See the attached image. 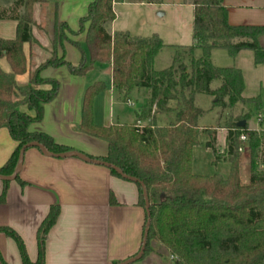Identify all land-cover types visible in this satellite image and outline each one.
<instances>
[{"label":"trees","instance_id":"16d2710c","mask_svg":"<svg viewBox=\"0 0 264 264\" xmlns=\"http://www.w3.org/2000/svg\"><path fill=\"white\" fill-rule=\"evenodd\" d=\"M46 1L15 0L9 7L0 6V20L18 21L15 39L0 38V128H8L18 142L11 158L0 168V174L14 173L21 148L32 141L54 153L71 149L58 144L50 134L31 129L34 123L42 121L45 105L60 89L57 80L42 78V70L66 65L73 74L84 75L96 63L110 64L112 85L124 100L129 101L135 88H145L150 92L148 104L137 112V123L98 125L94 121V102L107 85L96 81L84 93L79 130L108 144L106 156H90L92 159L110 162L124 174L144 182V188L140 185V202L145 204V189L150 226L143 257L152 251L151 241L157 240L172 255L171 264H264V172L255 170L260 134L249 129V113L244 126H238V120L226 126L225 158L231 164L230 175L209 176L193 171L194 147L202 132L200 119L206 113L198 104V96L212 97L213 107L221 109H233L239 103L260 104L259 97L243 96L242 70L216 66L212 52L226 49L235 57L243 50H251L255 65H264V46L259 41L264 25L230 24L223 0H184L194 5V43L167 45L156 33L135 36L128 31H115L112 34L107 25L116 19L113 11L116 0H94L87 15L80 19L77 31L66 23L60 25L61 41L68 40L65 31L74 35L85 33L84 43L69 40L82 53L80 63L74 65L54 50L51 58L31 73L25 45L39 44L33 35V7ZM167 46L176 48L173 63L157 69L156 57ZM181 51L188 53V63L183 62ZM3 59L10 65L8 70L1 64ZM25 74L28 82L20 84L18 77ZM44 84H50L51 89L43 88ZM161 114L168 117L164 123L159 119ZM243 132H249L248 142L253 143L248 184L241 182L239 167V137ZM212 148L217 161L220 160L217 149ZM17 179L20 180L19 175ZM6 191L5 188L0 201H4ZM58 214L59 207L52 206L40 227L36 262L29 259L22 239L12 228L0 227V232L18 242L24 264H44L46 236ZM147 222L146 213L145 228Z\"/></svg>","mask_w":264,"mask_h":264},{"label":"crops","instance_id":"0c3cea01","mask_svg":"<svg viewBox=\"0 0 264 264\" xmlns=\"http://www.w3.org/2000/svg\"><path fill=\"white\" fill-rule=\"evenodd\" d=\"M14 1L0 0V6L9 7ZM93 1L47 0L45 3H35L33 35L39 44L32 47L25 45L33 72L51 58L55 44L60 55L64 54L67 61L74 65L80 63L81 51L73 43L59 40L58 33L63 23L75 31L79 20L87 15L89 5ZM160 1L116 0V19L108 24V31L112 34L115 31H128L135 36L156 33L164 41V35L158 29L144 35L132 33L130 27L119 25L122 16L128 14L127 7L137 4L154 6ZM223 3L228 7L230 24L264 25V0H223ZM168 4L175 7L173 11L177 14L190 9L194 20V5L184 0ZM23 12L22 9L20 13ZM159 14L163 16L166 13ZM17 26V20H0V38L15 39ZM179 33L181 34L176 28L165 32L169 35ZM72 38L84 43L86 35L81 33ZM259 41L264 46V34L259 37ZM193 43L194 39L188 45ZM247 51L249 50H243L236 55L237 65L228 66L242 70L245 85L247 82L244 64L251 67L252 63L256 71L261 69L264 73V65H255L254 53L248 54ZM6 63L10 68L9 63ZM102 67L98 74L107 71L108 81L97 79L98 77L89 79L85 74H73L66 65L44 68L41 72L42 78L57 80L60 89L57 96L45 105L42 121L34 123L31 129L50 134L58 144L71 148L69 151L75 150L94 157L106 156L108 144L105 140L79 130L83 97L87 87L96 81H104L107 85L94 102L96 124L111 126L138 121L137 113L135 120L128 122L124 119L129 117L126 112L120 111L116 114V104H125L126 101L112 85V66L107 64ZM25 75L28 78V74ZM260 81L263 84V81ZM148 95L150 96V92ZM127 102L133 105L131 98ZM98 104L102 105L100 114H97ZM159 119L164 123L168 117L161 114ZM17 147L18 142L13 139L9 129L0 128V168L8 162ZM18 175L21 181L17 177L13 180L0 178V199L4 189L7 190L4 201H0V227H10L20 236L32 262L39 258L40 227L54 205L59 207V214L46 236L44 264H118L140 252L147 212L146 203L140 202L139 183L115 175L110 167L79 157L48 156L38 147L26 149ZM151 248L152 251L145 257L130 264H171L173 257L161 242L152 240ZM0 264H24L18 242L3 232H0Z\"/></svg>","mask_w":264,"mask_h":264},{"label":"rangeland","instance_id":"374dc122","mask_svg":"<svg viewBox=\"0 0 264 264\" xmlns=\"http://www.w3.org/2000/svg\"><path fill=\"white\" fill-rule=\"evenodd\" d=\"M148 2V0H144ZM177 2V0H161L154 6H141L133 5L127 7V16H122L119 25H124L125 27H130L132 33L138 34H148L154 31L153 29H158L162 31L164 35V41L167 43L183 44L188 45L193 41V19L192 13L189 10H184L177 14L174 12L172 5L168 3ZM119 10V7H118ZM165 12L166 14L161 16L159 13ZM108 26V25H107ZM70 27V26H69ZM80 28V20L78 22L77 31ZM176 28L181 32L178 35L165 34L166 31ZM71 29V28H70ZM61 31V30H60ZM85 34V33H84ZM60 32L58 33V39L60 40ZM65 38L72 41H76L72 37L75 36L68 31L64 33ZM70 42V41H69ZM78 42V41H77ZM57 43V42H56ZM55 50L59 55V51L56 49L57 45L54 46ZM248 54H253L251 50L247 51ZM176 53L175 47L167 46L162 49L155 60V67L157 69H163L169 67L173 63L174 55ZM181 58L183 62L188 63V53L181 51ZM198 53V52H197ZM236 56H232L226 49H215L212 52V61L216 66L228 67L237 65ZM1 64L4 69H9L6 61L2 60ZM101 64V67H100ZM103 65L107 63H96L93 68L88 71L85 75L91 79L98 77L104 81L109 80V73L102 72L98 74V70L103 68ZM246 82V89L244 91V96L247 97H259L260 104L255 102L251 103H239L233 109H221L218 107H213V99L210 96L199 95L198 104L206 111L205 115L200 119V125H202V132L199 136V143L194 147V160H193V171L195 174L209 175L213 176L216 174L228 177L231 172V164L226 156V137L228 130L226 126L228 123L235 120L246 121V116L249 113L248 125L252 128L260 127L262 129L255 130L260 134L259 138V151L258 160L255 163V170L258 173L264 172V121L259 122L258 117L261 114L264 116V73L259 69L256 71L254 65L251 63L247 66L244 64ZM36 71V70H35ZM34 71V72H35ZM31 73L33 71L31 70ZM263 84H261V81ZM18 82L24 84L28 82L27 75L18 77ZM45 89H51L50 84H44L42 86ZM118 92V91H117ZM148 89L145 88H135L131 93V101L133 105H129L128 102L116 104V114L117 112H126L129 117L124 118L127 122L134 121L135 115L144 106L148 104L149 95ZM124 101V100H123ZM102 110V105H97V114H100ZM145 124V123H143ZM249 127V128H250ZM224 131H222V129ZM210 134H207L205 132ZM217 149V155L220 156V160L216 159V155L213 152L212 146ZM253 143L248 142L243 151L239 153V167L241 182L243 184H248L251 178V155Z\"/></svg>","mask_w":264,"mask_h":264},{"label":"water","instance_id":"95a60500","mask_svg":"<svg viewBox=\"0 0 264 264\" xmlns=\"http://www.w3.org/2000/svg\"><path fill=\"white\" fill-rule=\"evenodd\" d=\"M245 124H246L245 120L238 122V126H240V127L244 126ZM29 147H38L46 155L52 156V157H79V158H81L83 160H86V161H90V162H93V163H96V164H100V165H104V166L110 167V168L114 169L117 173H119L121 176H123V177H125V178H127L129 180H132L134 182L139 183L144 188V182L143 181H141L140 179H138L136 177H132V176L124 174V172L119 167L111 164L110 162H107V161H104V160L92 159L90 156H88V155H86V154H84L82 152L75 151V150H71V151H67V152H61V153H54V152L48 150L44 145H42L41 143H39L37 141H32V142L27 143L26 145H24L21 148L20 152H19L18 164H17V167H16L14 173L11 176L0 175V178H2L4 180H13V179H15L18 176V174L20 173L23 161H24L25 151ZM144 197H145V203H146V212H147V216H148V222L146 224V228H145V232H144V240H143L142 248H141L140 252L136 256H134V257H132V258H130L128 260L122 261V262H120L118 264H130V263H133V262H135L137 260H140L143 257L144 253H145V248H146L148 235H149V226H150L149 199H148V196H147V193H146L145 189H144Z\"/></svg>","mask_w":264,"mask_h":264},{"label":"built area","instance_id":"2783aa9c","mask_svg":"<svg viewBox=\"0 0 264 264\" xmlns=\"http://www.w3.org/2000/svg\"><path fill=\"white\" fill-rule=\"evenodd\" d=\"M114 4H115V1L113 2V11H114ZM115 12V11H114ZM258 120L259 122H262L264 121V116H262L261 114L259 115L258 117ZM248 138H249V132H243L239 139H240V142H241V147H240V151H243L244 150V147L245 145L248 143Z\"/></svg>","mask_w":264,"mask_h":264}]
</instances>
